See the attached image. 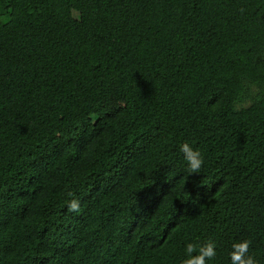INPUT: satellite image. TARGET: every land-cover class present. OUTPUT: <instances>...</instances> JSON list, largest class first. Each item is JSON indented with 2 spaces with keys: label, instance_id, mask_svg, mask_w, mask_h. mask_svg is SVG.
<instances>
[{
  "label": "trees",
  "instance_id": "trees-1",
  "mask_svg": "<svg viewBox=\"0 0 264 264\" xmlns=\"http://www.w3.org/2000/svg\"><path fill=\"white\" fill-rule=\"evenodd\" d=\"M197 237L264 264V0H0V264H179Z\"/></svg>",
  "mask_w": 264,
  "mask_h": 264
},
{
  "label": "clouds",
  "instance_id": "clouds-1",
  "mask_svg": "<svg viewBox=\"0 0 264 264\" xmlns=\"http://www.w3.org/2000/svg\"><path fill=\"white\" fill-rule=\"evenodd\" d=\"M179 152L185 165L187 175L202 173L204 157L202 151L189 142L180 143ZM70 210H77L79 204L73 200L69 205ZM250 241L247 239L236 240L231 244L228 253L230 264H258L255 257L249 253ZM217 255V242L208 239L204 242L197 237L186 243L183 256L179 264H208Z\"/></svg>",
  "mask_w": 264,
  "mask_h": 264
}]
</instances>
